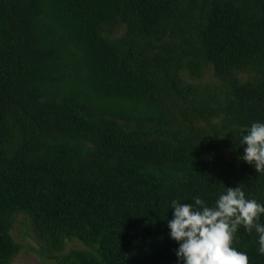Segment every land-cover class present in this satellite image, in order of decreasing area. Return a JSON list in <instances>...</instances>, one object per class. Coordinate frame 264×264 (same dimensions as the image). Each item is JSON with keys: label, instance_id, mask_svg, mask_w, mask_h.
Instances as JSON below:
<instances>
[{"label": "trees", "instance_id": "obj_1", "mask_svg": "<svg viewBox=\"0 0 264 264\" xmlns=\"http://www.w3.org/2000/svg\"><path fill=\"white\" fill-rule=\"evenodd\" d=\"M254 121L264 0H0V264L17 214L58 264H178L172 199L264 203ZM233 246L264 264L254 230Z\"/></svg>", "mask_w": 264, "mask_h": 264}, {"label": "clouds", "instance_id": "obj_2", "mask_svg": "<svg viewBox=\"0 0 264 264\" xmlns=\"http://www.w3.org/2000/svg\"><path fill=\"white\" fill-rule=\"evenodd\" d=\"M240 145H245L239 159L264 170V121H254L241 133ZM167 218L169 236L178 242V264H248V254L233 246L238 228L258 234L259 251L264 253V203L248 198L240 187H226L209 204L201 196L191 203L172 199Z\"/></svg>", "mask_w": 264, "mask_h": 264}, {"label": "rangeland", "instance_id": "obj_3", "mask_svg": "<svg viewBox=\"0 0 264 264\" xmlns=\"http://www.w3.org/2000/svg\"><path fill=\"white\" fill-rule=\"evenodd\" d=\"M204 80H212L210 73L205 75ZM24 218L23 214H17L14 219L11 235L21 248L10 264H58L61 256L58 259L48 258L46 253L40 250V245L32 231L29 220ZM84 248L81 242L73 239L67 241L62 253L67 254L70 250Z\"/></svg>", "mask_w": 264, "mask_h": 264}]
</instances>
